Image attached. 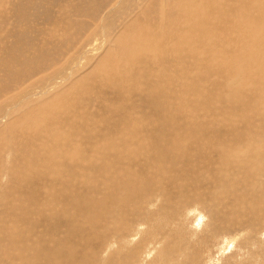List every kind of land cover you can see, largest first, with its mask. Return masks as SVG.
I'll use <instances>...</instances> for the list:
<instances>
[{
	"label": "bare ground",
	"instance_id": "6f19581e",
	"mask_svg": "<svg viewBox=\"0 0 264 264\" xmlns=\"http://www.w3.org/2000/svg\"><path fill=\"white\" fill-rule=\"evenodd\" d=\"M116 1L107 8L109 17L116 10L122 13L124 0ZM141 1L142 9L129 6L139 10L137 17L134 15L135 19L115 35L101 31L104 38L97 46L93 29H84L80 36L70 32L77 25L81 28L82 19H88L90 13L93 17L101 14L100 9L89 7L85 12L88 15L80 13L82 22L72 21L65 11L66 3L58 14L59 20H66L60 26L61 34L50 36L68 41L64 43L66 48L62 45L59 51L65 49L61 59L47 50L46 46L52 44L45 43L50 40L42 41L45 37L38 38L39 45L31 46L32 57L28 55L23 61H19L25 52L24 46H19L21 39L13 37L11 43L18 48L11 54L12 47L8 48V54L5 46L10 45L3 39L8 33L0 38V90L5 89L0 92V113H4L2 106L6 104L3 96L14 82L25 84L29 81L26 77L43 74L17 93L18 102L32 96L13 109L20 119L15 118L17 114L13 118L4 116L6 113L0 119V126L6 125L4 129L0 127V160L7 146L18 149L15 138L25 141L15 134L16 124L31 135L28 142L35 144H23L21 154L19 151L12 155V173L8 174L12 182L5 186L4 177L0 179V264H88L92 261L88 259L90 254L102 249L108 234H119L115 222L121 220V226L127 229L130 220L137 219L133 206L138 208L141 202L159 194L161 206L168 208L170 218H180L186 212L179 213L180 208L198 210L199 204L194 206L198 201L213 203L216 213L212 236L239 231V222V227L263 230L264 181L259 182V177H264V0ZM159 3L161 11L154 9ZM7 4L0 0L1 13ZM77 11L74 15H79L78 8ZM154 17L160 20L153 27L150 21ZM101 19L108 23L105 17ZM1 20L2 16L0 37L5 33L3 28L10 26ZM21 35L18 38L24 36ZM92 39L94 45H90ZM90 57L89 66L79 69ZM53 60L59 63L47 74ZM131 69L139 71L132 75ZM60 78L64 80L57 84ZM10 98L7 102L12 107L16 96ZM46 121L48 125L43 126ZM34 131L45 139L37 142L39 137L34 136ZM208 159H213L214 164L210 161L212 164L207 165ZM27 164L33 165L27 168ZM40 165L45 169L38 168ZM216 166L220 172L216 175L229 181L224 188L220 178L215 180L219 176H210L214 180L208 182L213 183L212 194L201 189L209 185L201 179ZM33 179L45 182L38 196L31 195L29 187H40ZM7 197L18 204L16 214L7 208ZM100 236L103 241L93 250L89 245L91 241L99 242ZM192 250L190 254L196 255ZM49 256L56 260L45 259Z\"/></svg>",
	"mask_w": 264,
	"mask_h": 264
},
{
	"label": "rangeland",
	"instance_id": "374dc122",
	"mask_svg": "<svg viewBox=\"0 0 264 264\" xmlns=\"http://www.w3.org/2000/svg\"><path fill=\"white\" fill-rule=\"evenodd\" d=\"M18 1L19 0H3V2H8L9 3V5H12V7L11 8H7V7H9V5L7 6V7H4L3 9H2V11H4L3 13H1L0 12V16H2V20H6V22L8 23L7 25H12L11 27L9 26V27H4L3 28V30H2V32L4 31L5 33H2V36L0 37V38H3L4 37V35L3 34H6V33H8L7 35L8 36H6L5 38H3L4 39V41H6V40H8V41H6V43L8 44V45H10V47L9 46H5L6 48H7V50H8V52L6 51V49L4 48V50L9 54V49L8 48H11V51H10V54L12 53V51H14V50H16L17 48H18V46L16 45V44H13V43H11V42H13L15 39L14 38H16L17 37V39L18 40H20L21 39V42L22 43H24V45L22 44V43H20V45L19 46H21V47H23L24 46V48H25V52H24V54L19 58V61H23V60H25V58L26 57H28V55L29 56H31L32 57V45H36V44H38L39 45V39L38 38H43V37H45V38H43L42 39V41L45 39V40H50L49 42L48 41H45V43L47 42V43H51L52 44V46H46L45 45V43H43L45 46H46V48H47V50L51 53L52 51H53V53H51L52 55H56V57L57 58H62V56H60L61 55V53L64 55L65 54V49H63V51H61V52H59L60 51V49L61 48H63L64 46H65V44L64 43H67L68 41L67 40H63L62 41V39H59V40H54V39H52V37H50V36H53V34H55V38H56V36H60V34H61V32H60V26L61 25H64L65 23L64 22H66V20H64V18H61L60 20H59V15L58 14H61L60 13V8H62V7H64L65 5H66V3H68L67 5H66V9H65V11H66V13L68 14V13H70V17L69 18H72V19H70V20H75L76 21V19H77V21H79V22H82V20H83V22L86 24L87 23V25H85L84 23V25L81 23V28H79L80 26L79 25H77L76 26V28H75V30L73 31V32H70L72 35H76V36H80L81 34H82V32L84 31V29L86 30V29H89V28H91L90 30H92L94 33L92 34V36L93 35H95L94 37H92V36H90V37H92L93 39L94 38H97L98 39V41L96 42V45L95 46H97V43L100 41V40H103V38L104 37H102L103 36V34H101V31H103L104 33H108V34H111V35H115V32H116V34L118 33V32H120V31H123V28L125 27H127V25L128 24H130L134 19H135V17H137V15L136 14H138V12H139V10H135L136 8L138 9H142V7H143V4H142V1L140 0H132V1H136V2H132L131 0H124V4L122 5V7L121 8H123V10H122V13H117V11L118 10H116L115 12H113V15H111V17H109L110 15H108L107 13H108V10H107V8L108 7H110V8H112V6H114L115 5V2H117L116 0H106L105 2H104V0H97L96 2L98 3H102L103 4V6H101L102 4L100 3H98V4H96V2H94V0H75V2H74V4H73V1H70V0H63V1H59V0H36L37 2H35V0H34V2H29V0H20L19 1V3H18ZM24 1H25V3H24ZM33 1V0H32ZM41 1H43V2H41ZM50 2V4L52 5V6H50V4H49V2ZM65 1H66V3H65ZM80 1V2H79ZM92 1H93V3H92ZM111 1H112V5H111ZM127 1V2H126ZM29 4H28V3ZM38 2H40V3H38ZM45 2H47V3H45ZM62 2H64V3H62ZM77 2V3H76ZM81 2H83L82 3V5H81ZM110 2V3H109ZM10 3H12V4H10ZM22 3H24V5H23V7H24V9H28V10H24V9H22ZM35 3H37V4H35ZM43 3V4H42ZM55 3V4H54ZM56 3H58V4H56ZM79 3V4H78ZM85 3V4H84ZM88 3V4H87ZM130 3V4H129ZM135 3V4H134ZM139 3H140V5H139ZM32 4V5H31ZM39 4V5H38ZM61 4V5H60ZM71 4H72V6H71ZM75 4L77 5V7L75 6ZM95 4V5H94ZM135 5V11H133L132 10V8H130L129 6L130 5ZM138 6H137V5ZM36 5V6H35ZM43 5H44V7H46V8H44L43 7ZM68 5H70L71 6V8L68 6ZM87 5V6H86ZM93 5V6H92ZM97 5H99L98 7H96ZM18 6V7H17ZM27 6V7H26ZM35 8H34V7ZM38 6H40V7H38ZM48 6V7H47ZM61 6V7H60ZM68 6V7H67ZM21 8V10H19L20 8ZM30 7H31V9H32V12H31V9H30ZM80 7H81V9H80ZM86 7V9H83L82 10V8H85ZM92 7L93 8V10H97V9H100V10H98L99 12H101V14H102V17H101V14L99 13V15L98 16H95V17H93V15H92V13H90L89 15H88V13H85V12H87V11H89L90 10V8ZM105 7V8H104ZM158 7V8H157ZM160 7V8H159ZM53 8V9H52ZM76 8V9H75ZM77 8L79 9V15H77V14H75L74 15V13H78V11H77ZM89 8V9H88ZM102 8V9H101ZM104 8V9H103ZM162 8H163V6H162V4L161 3H159L154 9L155 10H159V11H161L162 10ZM35 9V10H34ZM36 9H37V11H36ZM42 9H44L43 11H42ZM59 10V12H58V10ZM69 9H71V10H69ZM76 11H75V10ZM128 9V10H127ZM30 10V11H29ZM41 10V11H40ZM47 10V11H46ZM56 10V11H55ZM83 12H82V11ZM92 10V9H91ZM103 10L106 12H103ZM18 11H20V12H18ZM37 12V13H35V12ZM44 11H46V12H44ZM50 11V12H49ZM136 11H138V12H136ZM18 12V13H17ZM22 12V13H21ZM41 12V13H40ZM52 12V13H51ZM72 12V13H71ZM134 12V13H133ZM26 13V14H25ZM31 13V14H30ZM33 13H34V15H33ZM46 13V14H45ZM50 13V17L48 16V14ZM80 13L82 14H86V15H88L89 16V18L88 19H82V18H79V17H81V15H80ZM104 13V14H103ZM114 13H115V15L117 14V15H119V18H117L118 16L116 15H114ZM133 13V14H132ZM136 13V14H135ZM28 14H29V16H28ZM40 14V15H39ZM42 14V15H41ZM54 14H56V15H54ZM73 14V15H72ZM130 14H132V15H130ZM19 15V16H18ZM30 15H31V17H30ZM39 15V16H38ZM44 15V16H43ZM108 15V17H106ZM130 15V16H129ZM134 15H136L135 17H134ZM156 14L154 13V16H155ZM56 17V21H55V17ZM72 16H75V17H72ZM100 16V17H99ZM126 18H125V17ZM133 18H132V17ZM38 17H39V19H38ZM45 17V18H44ZM49 17V18H48ZM78 17V18H77ZM93 17V19H92V21H91V18ZM106 18V20L108 21V23H106V22H103L102 21V19L101 18ZM129 17V18H128ZM22 18H25L24 20L22 19ZM42 18V19H41ZM74 18V19H73ZM111 18H112V20H111ZM117 18V19H116ZM130 18L132 19V20H130ZM29 19H30V21H29ZM39 21L40 20V22H38L37 20ZM82 19V20H81ZM119 19V20H118ZM151 19V18H150ZM1 20V22H3ZM34 20H35V22H34ZM48 20V21H47ZM62 20H63V22H62ZM91 21V23H88L89 21ZM101 20V21H100ZM114 20V21H113ZM127 20H129V22L127 21ZM152 20V19H151ZM159 18L157 19V18H155L154 17V20H152V22L150 21V20H148V21H150V23H151V25L154 27L155 26V24H157V23H159ZM16 21V22H15ZM25 21H26V23H28V24H26L28 27H26V25L24 24L25 23ZM32 21V22H31ZM42 21V22H41ZM45 21V22H44ZM59 21V22H58ZM85 21H87V22H85ZM94 21V22H93ZM110 21H111V23H112V27L110 26ZM119 21V22H118ZM158 21V22H157ZM18 22V23H17ZM32 23V25H34V26H31V23ZM47 22H48V24H47ZM53 24H52V23ZM63 24H62V23ZM99 22H102L101 24L99 23ZM122 22H124V23H122ZM154 22V23H153ZM20 23V24H19ZM23 23V24H22ZM41 23V24H40ZM59 23V24H58ZM103 23L104 24H106V25H104V27H103ZM118 23H120V24H118ZM51 24V25H50ZM88 24H89V27H88ZM90 24H93V25H90ZM107 24H108V27H106L107 26ZM16 25H18V26H16ZM19 25H21V28H20V26ZM42 25V26H41ZM44 25V26H43ZM46 25V26H45ZM50 25V26H49ZM118 25H119V27H118ZM48 26V27H47ZM54 28H53V27ZM85 26V27H84ZM96 26V28H94V27ZM100 26V28H98ZM12 27H14V28H12ZM17 27V28H16ZM23 27V28H22ZM58 27V28H57ZM105 27H106V32H105ZM109 27H110V29H109ZM9 30H8V29ZM12 28V29H11ZM31 28V29H30ZM37 28V29H36ZM50 28V29H49ZM78 28V29H77ZM83 28V29H82ZM2 29V28H1ZM14 29V30H13ZM16 29H19V30H21V31H23V32H19L18 30H16ZM26 29H28V31L26 30ZM42 30V33H44L43 35H42V33H41V30ZM48 29V30H47ZM77 29V30H76ZM99 29V30H98ZM8 30V31H7ZM16 30V31H15ZM25 30V31H24ZM35 30H36V32H35ZM47 30V31H46ZM53 30V31H52ZM96 30H98V31H96ZM7 31V32H6ZM12 31H15V32H12ZM26 31H27V33H26ZM45 31H46V36H45ZM49 31V32H48ZM58 31H59V33H58ZM80 31H81V33H80ZM110 31V32H109ZM14 34L13 36H12V34ZM18 32V33H17ZM35 34H34V33ZM79 32V33H78ZM112 32V33H111ZM20 33V34H19ZM24 34V36L23 37H20V38H18L19 37V35H21V34ZM38 33H41V34H38ZM53 33V34H52ZM58 33V34H57ZM88 33H89V31H88ZM19 34V35H18ZM22 34V35H23ZM49 34V35H48ZM57 34V35H56ZM11 35V36H10ZM21 35V36H22ZM29 36L30 37V39H28V37L27 36ZM31 35H33L34 37H32ZM97 35V36H96ZM102 35V36H101ZM11 38H10V37ZM37 36V37H36ZM40 36H42V37H40ZM49 36V37H48ZM9 37V38H8ZM14 37V38H13ZM27 37V38H26ZM102 37V38H101ZM13 38V39H12ZM23 38H26V40L28 41H26L25 39V41H22L23 40ZM32 38V39H31ZM47 38H49V39H47ZM87 38V37H86ZM86 38H84V40L82 41V43L85 41V39ZM11 41H10V40ZM37 39V41L35 42V40ZM92 39V40H93ZM92 40H90V42L92 41ZM52 41V42H51ZM61 41V43H59V42ZM65 41V42H64ZM87 41H88V39H87ZM86 41V42H87ZM33 42H35V43H33ZM58 42V43H57ZM85 42V43H86ZM56 43V44H55ZM94 43H95V40H93L92 42H91V44L90 45H94ZM12 44V45H11ZM22 44V45H21ZM42 44V42H40V45H43ZM75 44V43H74ZM43 45V46H44ZM63 45V47H61ZM82 45V44H81ZM81 45H79V46H81ZM84 45V44H83ZM89 45V46H90ZM57 46V47H56ZM83 47V46H82ZM35 48V47H34ZM65 48H66V46H65ZM54 49V50H53ZM55 50H58V53H56V51ZM95 52V51H94ZM5 53V52H4ZM7 53H5V54H7ZM55 53V54H54ZM93 53V52H92ZM95 53H93L92 55H91V57L93 58V55H94ZM68 55V54H67ZM60 56V57H59ZM34 57H40V55L39 54H35L34 55ZM90 57V61L89 62H83L80 66H79V69H84V68H86L87 66H89V64L91 63V61H92V58ZM53 59V58H52ZM59 59V60H60ZM59 60L57 61V60H53L52 62H51V64H49V67L48 66H46V67H48V69H46L47 70V74H48V71H49V73H51L52 71H51V69L52 70H54L55 68H56V66H57V64L59 63ZM86 61V60H85ZM17 64L19 63L18 61H15ZM57 63V64H56ZM135 64V63H134ZM18 65H20L21 66V64H18ZM53 65V66H52ZM84 65H85V67H84ZM161 65L163 66V65H165V64H162L161 63ZM160 65V66H161ZM55 67V68H54ZM80 67H82V68H80ZM51 68V69H50ZM132 68V67H131ZM51 71V72H50ZM137 71H139V70H133V69H131V74L132 75H134L135 73H137ZM45 72V71H44ZM40 75H38V74H35V75H31V76H29V77H26V79H29V81H27V82H25V84H24V82L23 81H19L20 83H18V81H16V82H14L13 83V87H12V89L10 88V89H8L7 91H6V93H5V95L3 96V98H6L5 99V102H6V104L5 105H3L2 107H4L5 106V108H4V110H3V112L4 113H0V119L2 118V114H5L4 116H7V115H9V117L10 118H13L16 114H17V111L15 112H13V109L14 108H18V106L20 105V104H25V100L26 99H24V100H21V101H19L18 102V96H17V93L18 92H22V91H24L25 89H27L28 88V85H30V84H32V82L34 83V81L35 80H37L39 77H41L43 74L42 73H39ZM9 75H13V73H11V74H9ZM34 77V80L32 79L33 77ZM37 76V77H36ZM36 78V79H35ZM5 79H7L8 81L9 80H11L9 77L7 78H5ZM5 79H4V81H5ZM25 78H22V80H24ZM54 79H56V78H54ZM51 80L50 82H52V81H55V80ZM6 80V81H7ZM61 81V82H63V80L64 79H62V78H60V79H57L56 80V82H57V84H60V82L59 81ZM10 84V83H9ZM9 84H8V86H9ZM17 84L20 86H17ZM25 86H24V85ZM21 85H22V88H21ZM15 86V87H14ZM17 86V87H16ZM19 87V88H18ZM25 87H27V88H25ZM15 88V89H14ZM16 88H18V89H16ZM4 90L5 89H2V90H0V92H4ZM10 90V91H9ZM15 90V91H14ZM14 91V92H13ZM17 91V92H16ZM11 92H13V93H11ZM10 93V94H9ZM16 94V95H15ZM13 95L14 96H16V99H15V103L12 105V107L11 106H8V104H9V102H7L8 101V99H10L11 100V98L10 97H13ZM6 96V97H5ZM33 97H35V95H33ZM32 98V96L31 97H29V98H27V100L26 101H29L30 99ZM1 102V101H0ZM17 103V104H16ZM18 103H19V105H18ZM14 105H15V107H14ZM11 107V108H10ZM9 108V109H8ZM6 110H7V112H6ZM10 110V111H9ZM11 112V113H10ZM14 113V114H13ZM18 117V118H17ZM17 117L15 116V118L17 119V120H19L20 118V116L17 114ZM3 120H5V119H3ZM1 121V120H0ZM50 122V121H49ZM44 124H42L43 126H46V125H48V122L46 121V122H43ZM18 124H16V128H14V130H15V134L16 135H18L17 137H23V140H24V138H25V141H22V140H20L19 141V139L18 138H15V140H16V142H15V145L18 147V149H12L11 147H9V146H7V148L5 149V152H3V154H2V156H1V160H3V161H1L0 160V165L2 166L0 169V172H1V174H0V179L1 178H3L2 180H4V183H6L5 184V186L7 185V184H9V182H12V180L9 178V175L8 174H10V173H12V169H11V166H10V163H11V160H12V155L13 154H15V153H19V151H20V154H21V152L23 151L22 149H21V146L23 145V144H26V145H35L34 143H29L28 141L30 140V139H32V137H30L31 135H29V134H27V132H26V130L24 129L23 131H25V132H23L22 131V129L19 127L20 125H18ZM1 128H5L6 127V125H4V126H0ZM18 128H20V129H18ZM19 130L21 131L20 133H18L19 132ZM4 131H6V130H4ZM17 132V133H16ZM28 132H29V130H28ZM47 133H49L48 131H46ZM21 133H24V134H21ZM33 134H34V136L36 135L37 137H39V139H36V141L37 142H40V139L42 138V139H45V137L43 136V135H41L40 136V134H37V132L36 131H34L33 132ZM20 135V136H19ZM6 136H7V134H6ZM35 136V137H36ZM28 137V138H27ZM30 137V138H29ZM18 141V142H17ZM22 141V142H21ZM8 143H10V140H9V142ZM19 143V144H18ZM212 147L213 146H211L210 147V149H211V151H213L212 150ZM12 149V150H11ZM21 149V150H20ZM15 152V153H14ZM210 151H208V154H210L209 153ZM11 153V154H10ZM214 153H215V151H214ZM10 155V156H9ZM6 156V157H5ZM213 159H210V161L213 163V161H212ZM207 161H209V159L207 160ZM209 161V163H207V165H210V164H212L211 162ZM34 162V161H33ZM3 163V164H2ZM214 164V163H213ZM33 165V164H32ZM31 165V166H32ZM205 166H207L206 164H204ZM5 166H6V168H5ZM31 166L30 165H28L27 164V168H31ZM41 167V169H45V167L46 166H42V165H40V166H38V168H40ZM37 168V169H38ZM6 171V172H4V170ZM211 169V170H210ZM210 169H208L207 170V167H205V169L204 170H201L200 172H199V176L201 177L203 174L202 173H204V171L206 172V170H207V172H206V174L204 173V176H202V181H203V183H205L206 184V182L208 183V182H210V181H214L213 179H215L214 177L216 176V177H218V178H216L215 180H217V179H219L220 178V182L221 183H223V186H224V188L225 187H227L228 186V179H225V178H223V176H222V178H221V176L220 175H216V174H218V173H220L219 172V170L217 169V166L215 167V168H210ZM215 169H217L218 170V172H217V170H215ZM139 170H142V168H140ZM14 171V170H13ZM211 172V174H210V172ZM18 172H20V171H18ZM18 172H16V173H18ZM217 172V173H216ZM209 173V174H208ZM213 173V174H212ZM214 174H215V176H214ZM1 175H2V177H1ZM207 175V176H206ZM210 176H212V178L210 177ZM264 176V175H263ZM262 177V176H261ZM259 177V182H262L263 183V181H264V177ZM9 178V179H8ZM35 178H37V177H34V179ZM208 178V179H207ZM210 178V179H209ZM33 179V183H36V184H40V187H36V188H32V187H29L30 189H32L31 190V195H36L37 194V196L41 193V191H42V189H43V187L44 186H42L43 185V182L44 181H41L40 179H38L37 181H35ZM204 179H206V180H204ZM223 179V180H222ZM1 180V181H2ZM210 180V181H209ZM225 180V181H224ZM8 181V182H7ZM40 181V182H39ZM219 181V180H218ZM44 184H45V182H44ZM49 184H51V183H49ZM209 185L206 187V186H203V187H201V189L202 190H206L207 192H209V190H210V193H212L211 192V188H214V187H212V185H213V183H212V185H211V183H208ZM227 184V185H226ZM5 186H4V188H5ZM214 186H215V184H214ZM4 188L2 189V190H4ZM37 188L39 189L38 190V192H37ZM218 188V187H217ZM219 189V188H218ZM25 190H26V188H25ZM36 191V192H35ZM88 193V192H87ZM87 193L85 194V195H87ZM213 194V193H212ZM2 195V194H1ZM160 197V198H159ZM144 198V197H143ZM156 199H158V200H156ZM159 199H161V200H159ZM211 199V198H210ZM11 200V198H9V197H7L6 198V206H7V208H9V211L11 212V214H16V210H17V208H18V204H16V203H13L12 202V200ZM141 200H143V199H141ZM205 200V199H204ZM206 201V200H205ZM156 202V203H155ZM207 202H210V200H209V198L207 199ZM10 203H12V204H10ZM162 198H161V195L159 194V195H157V196H155V197H151V199L148 201V202H146V203H144V202H141L140 203V205L138 206V208H136V207H134L133 206V208H132V211H133V213H134V215L137 217V219L134 221V218L133 219H131L130 220V222H129V224H128V228L127 229H124L122 226H121V220H118L117 222H115L114 223V227H116L117 228V230H118V233L119 234H117V232H114V233H110V234H108L107 235V241H105L104 242V245H101V242L103 241V239L101 238V236H100V240H99V242L96 240V241H91V245H89L93 250L95 249V247H96V244H99V246L101 245L102 246V249L99 251V252H97V253H91L90 251H88L89 253H91L90 254V257L88 258L89 260L90 259H92V261L90 262V263H88V264H264V228H262L263 230H256V229H252L251 227H239L238 225H241L240 224V222H239V224L237 225L236 224V229H238L239 228V231L237 230V231H235V232H223L224 234H222L220 237L218 236V237H215V236H212L211 235V233H214V218H215V213H216V211H215V209H213V203H210V204H208V203H206V202H200V201H198V203L196 202V203H194V206L195 205H197V204H199L198 205V207L196 208V209H198L199 211H201V212H198V210H195L194 208H190L191 210H189V209H183L182 210V208H180L181 209V211H178L179 213H181V212H184V211H186V212H184L183 213V215H181V217L180 218H177L176 219V217H172V218H170V211L168 210V208H166V207H163V206H161L162 204ZM203 203V204H202ZM212 204V205H211ZM9 205H10V207H9ZM201 205V206H200ZM212 207H211V206ZM1 207V206H0ZM12 208V209H11ZM227 208H228V205H227ZM228 210V209H227ZM189 214V216L188 217H186L187 215L186 214ZM191 213V214H190ZM201 213V214H200ZM165 215V216H164ZM165 217V218H164ZM187 219V220H186ZM199 219V220H198ZM197 220V221H196ZM44 221H47V220H44ZM42 222L43 221H41L40 223L42 224ZM41 224L40 225H38V227H40L41 226ZM243 224V223H242ZM35 227H36V225H34ZM37 227V228H38ZM44 227V226H43ZM217 228H218V226H217ZM102 229H103V227H102ZM219 229V228H218ZM217 229V230H218ZM246 229H248V230H246ZM210 230V231H209ZM113 232V231H112ZM249 232H251L250 234H249ZM139 233V234H138ZM181 233V234H180ZM233 233H235V234H233ZM237 233V234H236ZM242 233V234H241ZM248 233V234H247ZM235 235H238V237L237 236H235ZM204 236V237H203ZM209 236H211V238H209ZM263 236V237H262ZM137 237V238H136ZM262 237V238H261ZM182 238V239H181ZM205 238V239H204ZM218 238V239H217ZM121 239V240H120ZM181 239V240H180ZM218 240V241H217ZM107 242V243H106ZM169 242V243H168ZM172 242V243H171ZM180 242V243H179ZM205 242H207V244H203V243H205ZM133 243V244H132ZM178 243H179V245H178ZM186 243V244H185ZM107 244V245H106ZM229 244V245H228ZM123 245V246H122ZM178 245V246H177ZM186 245V246H185ZM147 246V247H146ZM184 246V247H183ZM194 246V247H193ZM197 246H199V247H197ZM223 246V247H222ZM105 247V248H104ZM123 247V248H122ZM137 247V248H136ZM181 247V248H180ZM184 249H183V248ZM188 247V248H187ZM221 247V248H220ZM242 247V248H241ZM122 248V249H121ZM185 248L187 249V251L185 250ZM194 248V249H193ZM199 248V249H198ZM140 249V250H139ZM175 249V250H174ZM189 249V250H188ZM193 249V250H192ZM195 249H197V250H195ZM201 249V250H200ZM185 250V251H184ZM191 250L195 253V252H197V253H195L196 255H194V254H190L191 253ZM199 250V251H198ZM172 251V252H171ZM184 251V252H183ZM201 251V252H200ZM103 253V254H102ZM189 253V254H188ZM198 253H201V254H198ZM80 254H82V251L80 252ZM185 254H187V256L185 255ZM96 255V256H95ZM179 255V256H178ZM192 257H191V256ZM198 255H199V257H198ZM100 256V257H99ZM190 256V257H189ZM60 257H61V255H60ZM158 257V258H157ZM161 257V258H160ZM189 257V258H188ZM44 257H42L41 259H43ZM70 257H68V256H65V259H69ZM169 258V259H168ZM187 258H188V260H187ZM45 259H47V260H49V259H51V260H56L53 256H49L48 258H45ZM71 259V258H70ZM69 259V261L70 262H74L75 260L74 259H71L70 260ZM99 259V260H98ZM193 259L195 260V261H193ZM160 260H162V261H160ZM184 260V261H183ZM96 261V262H95ZM106 263H105V262ZM183 261V262H182ZM200 261V262H199ZM99 262V263H98ZM167 262V263H166ZM169 262V263H168ZM185 262V263H184ZM189 262V263H188ZM197 262V263H196Z\"/></svg>",
	"mask_w": 264,
	"mask_h": 264
}]
</instances>
